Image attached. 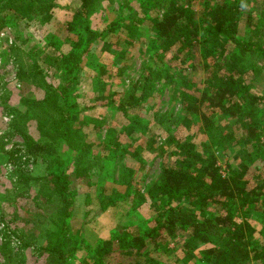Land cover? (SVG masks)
Returning a JSON list of instances; mask_svg holds the SVG:
<instances>
[{
	"label": "trees",
	"instance_id": "1",
	"mask_svg": "<svg viewBox=\"0 0 264 264\" xmlns=\"http://www.w3.org/2000/svg\"><path fill=\"white\" fill-rule=\"evenodd\" d=\"M0 3L16 10L18 17L38 18L41 23L48 22L53 9L59 6L54 0H0ZM75 3L67 5L71 17L66 21L64 36L69 49H59L45 58L62 72L65 82L57 89L42 83L43 96L30 100L29 106L38 123L39 137L35 140L24 134L27 153L40 155L46 165V174L32 179L40 182L41 187L45 182L53 184L64 205L63 209L57 208L53 233L47 231L50 240L47 249L54 253L51 264H75L76 253L81 249L80 264H161L154 252L172 256L176 250L182 254L178 256L181 264L258 261L264 264V237L254 235L250 221L254 212L264 218V92L253 91L240 77L248 55L255 54L264 62V27L250 21V34L238 36L244 11L253 15V10L258 9L264 21V0H202L198 2L199 9L193 6L194 0H75ZM114 4L116 12L105 19L103 27L92 28L91 19L98 8H114ZM139 11L144 17L138 15ZM153 11L159 14L151 15ZM140 24L150 31L149 47L146 41L144 44L141 41L143 49L148 50L141 77L128 90L121 87V91L116 84L118 89L113 90L120 93L115 95L110 89L103 106L120 112L128 121L126 127L135 129L141 123L137 120L141 104L151 96L155 83L161 81L162 86L173 83L172 95L176 98L178 95L181 102L180 122L195 123L197 128L184 141L169 135L159 145H148L160 158V171L145 193L135 187L128 173L118 180L112 177L117 186L110 187V193H105L106 187L100 185L97 196L101 212L130 200L134 208L148 203L154 212L151 220L142 228L133 227V223L118 226L108 238L86 243L72 232L74 198L68 189L67 169L84 163L95 151L101 154L97 157L115 167L117 148L103 143L99 149H92L81 130L73 125L74 112L68 99L76 87L81 63L95 56L91 47L103 38L104 48L110 46L105 38L118 33V29L125 30L127 40L132 42L131 30ZM78 26L82 30L75 32ZM173 49L184 52L181 60L196 56L190 67L196 70L199 65L202 69L201 84L188 81L185 74L176 83L167 68L157 64L164 63L165 55ZM101 65L97 68L102 73ZM215 113L233 120L235 125L229 130L216 125L212 116ZM225 154L237 157L227 156L222 167L219 157ZM252 167L256 173L251 180L247 174Z\"/></svg>",
	"mask_w": 264,
	"mask_h": 264
},
{
	"label": "rangeland",
	"instance_id": "2",
	"mask_svg": "<svg viewBox=\"0 0 264 264\" xmlns=\"http://www.w3.org/2000/svg\"><path fill=\"white\" fill-rule=\"evenodd\" d=\"M54 1L59 6L53 9V17L46 23H41L38 18L18 17L16 10L0 3V264H51L54 253L47 249L50 245L47 231L53 233L57 208H64L53 184L45 182V186L41 187L40 182L32 179L33 176L45 175L46 165L40 155L27 153L24 142V134L32 135L35 140L39 137L38 123L29 110L30 100L43 96V82L51 84L53 89L65 82L62 72L49 65L45 58L55 55L59 49H69L64 36L66 21L71 17L67 5L76 3L75 0ZM200 1L194 0L196 9L200 8ZM110 7L98 8L99 11L91 19L92 28L101 29L105 19L114 15L116 5ZM257 11L254 9L253 15L247 10L243 12L238 36L247 37L250 34V21L264 27L263 17ZM143 14L142 11L138 13L141 17H144ZM156 14L159 13L151 12V15ZM81 30L82 27L78 26L74 31ZM131 32L132 42L127 40L129 36L125 30L118 29V33L105 38L110 46L104 48L103 38L91 47L95 56L87 57L84 64L81 63L76 87L68 99L74 112L73 125L81 130L86 143L91 144L92 149H99L103 143L117 148L115 167L97 157L101 154L95 151L89 159L85 158L84 163L67 169L68 189L74 198L70 218L72 232L75 231L77 238L86 243L108 238L118 226L133 223V227L142 228L146 221L151 220L154 212L148 203L134 208L130 200L120 201L101 212L97 196L100 185L106 187L105 193H110V187L117 186L112 177L118 180L128 173L135 181V187L145 193L160 171V158L155 151L149 150L148 145H159L169 135L184 141L197 128L195 123L186 125L180 122L181 102L178 95L177 98L172 95L173 83L167 86H162L161 81L155 83L151 96L141 104L137 119L141 123L135 129L126 127L128 121L120 112L103 106L108 93L118 89L116 84L120 86L119 90H128L141 77L142 63L148 57V50L143 49L141 41L143 44L146 41L145 45L149 47L150 31L146 25L140 24ZM195 57L192 55L181 60L184 52L173 49L165 55L164 63L157 64L166 67L176 83L185 74L188 81L201 84L202 69L199 65L196 70L190 67ZM244 63L245 70L240 77L253 91L264 92L262 59L252 54L246 57ZM93 64H102L103 72ZM113 91L115 95L120 93ZM62 102L59 100V103ZM15 110L26 115L20 116ZM212 116L216 125L226 130L235 125L233 120L229 121L221 113ZM22 126L23 130L20 129ZM106 136L108 138L104 141ZM225 155L219 157L222 167L227 156L237 157ZM254 173L256 169L252 167L247 177H253ZM250 221L255 228L254 235L264 237V218L254 212ZM24 243L27 244L23 246ZM172 245L170 242L169 247ZM82 253L83 249L77 251L75 264H80ZM153 255L161 264H181L179 257L182 254L177 250L172 256L165 255L163 251H156Z\"/></svg>",
	"mask_w": 264,
	"mask_h": 264
}]
</instances>
